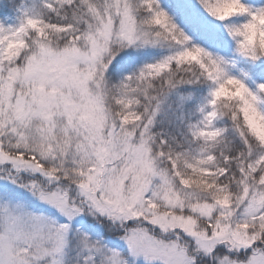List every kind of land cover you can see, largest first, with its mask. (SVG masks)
<instances>
[{
  "label": "snow or ice",
  "instance_id": "snow-or-ice-1",
  "mask_svg": "<svg viewBox=\"0 0 264 264\" xmlns=\"http://www.w3.org/2000/svg\"><path fill=\"white\" fill-rule=\"evenodd\" d=\"M10 7L0 264H264V0Z\"/></svg>",
  "mask_w": 264,
  "mask_h": 264
},
{
  "label": "trees",
  "instance_id": "trees-1",
  "mask_svg": "<svg viewBox=\"0 0 264 264\" xmlns=\"http://www.w3.org/2000/svg\"><path fill=\"white\" fill-rule=\"evenodd\" d=\"M1 1L3 2L2 3L3 9H2V12H0V17L7 15L6 13H8L9 9L11 8L10 5L12 3L19 2V0H1Z\"/></svg>",
  "mask_w": 264,
  "mask_h": 264
},
{
  "label": "rangeland",
  "instance_id": "rangeland-1",
  "mask_svg": "<svg viewBox=\"0 0 264 264\" xmlns=\"http://www.w3.org/2000/svg\"><path fill=\"white\" fill-rule=\"evenodd\" d=\"M19 2H20V0H19ZM19 2H17V3H19ZM2 3L3 2L0 0V12H2V9H3ZM6 14L7 15H14L11 8L9 9L8 13H6Z\"/></svg>",
  "mask_w": 264,
  "mask_h": 264
}]
</instances>
